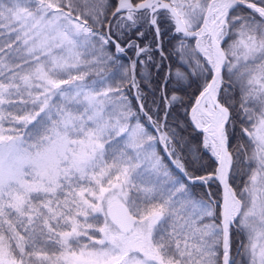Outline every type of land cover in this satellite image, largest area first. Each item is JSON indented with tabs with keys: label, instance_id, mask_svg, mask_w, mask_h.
<instances>
[{
	"label": "snow or ice",
	"instance_id": "obj_1",
	"mask_svg": "<svg viewBox=\"0 0 264 264\" xmlns=\"http://www.w3.org/2000/svg\"><path fill=\"white\" fill-rule=\"evenodd\" d=\"M158 20L195 39L194 47L181 39L178 51L205 79L191 119L218 162L209 175L193 177L176 150L167 124L174 94L161 89L157 119L144 111L136 63H153L150 47L127 44L137 60L120 66L119 82L86 80V69L116 63L110 45L125 51L112 38L113 22L121 35L146 23L158 37ZM5 31L17 46L0 45V264H237L233 229L244 235L236 255L264 264V0H0ZM156 50L167 59L159 41ZM226 77L228 87L239 86L251 124L242 128L252 150L239 197L229 184V109L218 101ZM126 89H136L133 99L158 135L129 126L138 113ZM157 145L176 157L179 174ZM210 181L224 188L219 217L211 194L190 188Z\"/></svg>",
	"mask_w": 264,
	"mask_h": 264
},
{
	"label": "trees",
	"instance_id": "obj_2",
	"mask_svg": "<svg viewBox=\"0 0 264 264\" xmlns=\"http://www.w3.org/2000/svg\"><path fill=\"white\" fill-rule=\"evenodd\" d=\"M109 2L114 4L115 0H109ZM89 22L91 23V21ZM158 23L161 29L158 37H156L154 29L149 27L146 23H141L130 31L124 30L122 35L121 29L119 31H114L112 29V31L115 33L114 36L118 39L120 44L126 43V49H128L127 44L133 41L140 47L148 46L151 48L149 54L152 56L153 63H147V61H145L144 66H141L138 61L136 63L135 79L139 83L141 92L147 97V99L143 101L144 111L148 112V115L152 116L153 120L157 119V116L154 115L156 108H159L161 115H163L164 102L160 99L161 89L165 91L169 98L173 94L177 97V100L174 102L169 100L171 107L167 110L169 113L167 116L168 127L176 133V139L179 140V143L176 144V150L182 158L188 173L192 176H204L209 172H214L217 161L209 150L204 147L202 131L193 126L189 114L193 100L198 91L203 87L205 79L199 74V72L193 70L195 65L191 63L188 55L186 53L183 54L182 60L181 52L178 51L181 39H183L184 44L190 47H194V41H192L193 38H183L176 33H172L170 24L160 22L159 20ZM140 32L143 33L142 37L138 35ZM14 38V34L5 31L0 34V45L12 44ZM157 41H159V45L163 48L164 54L167 57V59L163 61L160 58L159 52L156 50ZM16 46L17 44H12L13 48ZM126 49L123 53L118 54L115 51L114 46L110 45L107 48V51L114 56L116 63L109 61L110 63L105 65V68L108 66L114 67L117 65H126L128 61H136V50L132 48H129L128 50ZM125 54L127 55L125 56ZM140 60H145L144 55L140 56ZM185 61H187V63H185ZM17 62L20 61L18 60ZM154 64L159 65V70L154 67ZM177 69L186 74L184 79H178L175 76ZM225 79V86L222 88L218 98L226 102L230 109V115L227 122L228 125L226 123V132L229 141L228 146L232 150L234 157L229 181L239 197L241 191L238 181L242 180L249 174V168L246 167L249 163L244 164L243 171L238 169L240 159H242V157L248 158L252 150L249 138L242 132V128H250L251 124L244 119L243 113L240 111L241 92L239 86L233 82L232 86L228 87L227 77ZM165 81L167 82L165 83ZM129 91L130 90L126 89L125 95H127L128 99L131 101L132 110L133 112H137L138 118L144 122L147 118L144 116L143 112L139 111L137 101L133 99V95H131ZM54 100L55 97L53 98V101ZM153 100L156 101L155 104H153ZM248 107H253V105H248ZM5 126L7 127V125ZM114 140L113 146L117 150H120L124 145V139L122 137H116ZM162 148V145H157V153L163 158V162L173 174H179L167 160ZM237 153H239V155H237ZM145 177L150 180L156 179V177L149 176L147 173L145 174ZM159 179L163 182V177H160ZM190 188L197 193L199 197L204 199L208 198L207 190L212 197L218 200L220 199V189L217 181H210L208 185H190ZM218 200L216 209L219 211ZM216 221L218 222V220ZM231 237L232 255L236 258L237 264H247L245 257L237 256L235 254L239 247L238 242L244 240L243 234L233 229Z\"/></svg>",
	"mask_w": 264,
	"mask_h": 264
},
{
	"label": "rangeland",
	"instance_id": "obj_3",
	"mask_svg": "<svg viewBox=\"0 0 264 264\" xmlns=\"http://www.w3.org/2000/svg\"><path fill=\"white\" fill-rule=\"evenodd\" d=\"M141 24V23H140ZM113 30L114 31H119L120 29H118L116 26H115V22H113ZM193 41H194V45H195V39H193ZM110 62L108 61V62H106V63H101L100 65H98V66H96V67H93V68H88V69H86V72H87V76H86V80L88 81V82H92V81H96V82H100V81H102V80H106L109 84H114L115 82H119L120 80H121V78L120 77H122V74H123V72H124V68H121L120 67V65H117V66H114L113 68H111V67H106L105 68V65H107V64H109ZM131 63V61H128L127 62V64L126 65H123V66H125V68L129 65ZM130 94L131 95H135V92H136V89H131L130 91ZM57 102V100H56V98H55V100L53 101V103H56ZM226 103V102H225ZM227 104V103H226ZM228 105V104H227ZM137 122H139L141 125H143L148 131H149V133L151 134V135H153V136H156V135H158V133L157 132H155V131H153L152 130V127L150 126V123L147 121V120H144V122L140 119V118H138L137 117V119H131V120H129L128 121V124H129V126L131 127V126H134ZM250 128H251V126H250ZM249 128V129H250ZM227 134V133H226ZM118 137H122L123 139H124V143L126 142V134H121V136H118ZM116 138V137H115ZM203 144H204V140H203ZM209 150V149H208ZM157 151V150H156ZM209 152H210V150H209ZM211 153V152H210ZM234 157V156H233ZM173 159H175L174 157H173ZM245 163H249L250 164V162H249V160H248V158H246V157H242V159H240V165H239V167H238V169L240 170V171H243V166H244V164ZM249 164H247L246 165V167H248L249 168ZM253 167H254V165H253ZM212 172H209V173H207L206 175H209V174H211ZM249 175V174H248ZM248 175L246 176V177H244L242 180H240V181H238V184H239V187H240V191L242 190V188L246 185V183H247V181H248ZM205 176V175H204ZM232 185V184H231ZM233 187V186H232ZM207 193H209L208 192V190H207ZM211 199L213 200V201H215V208H214V212H215V214H216V216L217 217H219L220 216V214H219V212H220V205H219V211L216 209L217 208V200L218 199H216V198H214V197H212L211 196ZM216 220H218V222L217 221H215L216 223H220L219 222V219H216ZM244 236V235H243Z\"/></svg>",
	"mask_w": 264,
	"mask_h": 264
},
{
	"label": "water",
	"instance_id": "obj_4",
	"mask_svg": "<svg viewBox=\"0 0 264 264\" xmlns=\"http://www.w3.org/2000/svg\"><path fill=\"white\" fill-rule=\"evenodd\" d=\"M172 33H175V31H174V28L172 27V31H171ZM177 35H179V36H181V37H183L182 36V34H178V33H176ZM157 36V35H156ZM113 40H115L122 48H125V46H126V43L124 44V45H121L120 44V42L118 41V39L113 35ZM115 48V47H114ZM116 51V50H115ZM203 90V87L198 91V93L196 94V96H195V98H194V100H193V103H192V105H191V107H190V110H191V108H192V106H193V104H194V102H195V99L197 98V96H199L200 95V92ZM218 101H219V103H221L222 105H224L225 107H227L228 109H229V106L224 102V101H222V100H220L219 98H218ZM229 115H230V109H229ZM199 129H202V128H199ZM225 131H226V124H225ZM228 140V139H227ZM228 150L230 151V152H232V150L230 149V147L228 146ZM233 153V152H232ZM166 155V154H165ZM167 157V156H166ZM167 159L170 161V163L172 164V160H173V158H168L167 157ZM174 167H175V165L174 164H172ZM217 166H218V163H217ZM193 177H197V176H193ZM219 183V182H218ZM229 184H230V186L232 187V185H231V183H230V181H229ZM233 188V187H232ZM219 189H220V200H219V204H220V215L222 214V211H223V199H224V188H223V185L221 184V183H219Z\"/></svg>",
	"mask_w": 264,
	"mask_h": 264
},
{
	"label": "bare ground",
	"instance_id": "obj_5",
	"mask_svg": "<svg viewBox=\"0 0 264 264\" xmlns=\"http://www.w3.org/2000/svg\"><path fill=\"white\" fill-rule=\"evenodd\" d=\"M170 33V32H169ZM157 37V36H156ZM194 39V38H193ZM193 41V40H192ZM128 48V47H127ZM115 49V48H114ZM126 49V48H125ZM129 49V48H128ZM128 49H126V50H128ZM119 54V53H118ZM127 54H125V56H126ZM120 56V55H119ZM122 56V55H121ZM111 68H113V67H111ZM200 96V95H199ZM199 96H197V98H199ZM196 98V99H197ZM196 99H195V101H196ZM193 106H195V102H194V104H193ZM192 106V107H193ZM189 116H190V120H191V123L193 124V126L195 127V128H197L196 126H195V123L192 121V119H191V110H190V114H189ZM227 125H228V123H227ZM197 129H199V128H197ZM200 131H202V134H203V140H204V137H205V135H206V133L203 131V129H199ZM227 133V132H226ZM115 141V140H114ZM229 142V141H228ZM120 147V146H119ZM211 152V151H210ZM218 163V162H217ZM218 168V166L216 167V169ZM218 182V181H217ZM208 185V184H207ZM233 190H234V188H233ZM232 238V237H231ZM232 240V239H231ZM233 252V251H232ZM236 254V253H235Z\"/></svg>",
	"mask_w": 264,
	"mask_h": 264
}]
</instances>
